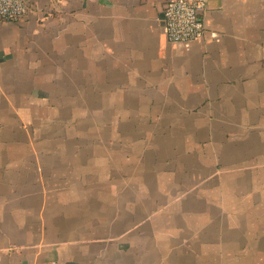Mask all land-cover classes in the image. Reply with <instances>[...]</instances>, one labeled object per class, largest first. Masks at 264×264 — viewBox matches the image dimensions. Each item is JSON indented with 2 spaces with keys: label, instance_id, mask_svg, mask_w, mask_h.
<instances>
[{
  "label": "crops",
  "instance_id": "1",
  "mask_svg": "<svg viewBox=\"0 0 264 264\" xmlns=\"http://www.w3.org/2000/svg\"><path fill=\"white\" fill-rule=\"evenodd\" d=\"M0 19V264H264V0H27Z\"/></svg>",
  "mask_w": 264,
  "mask_h": 264
},
{
  "label": "built area",
  "instance_id": "2",
  "mask_svg": "<svg viewBox=\"0 0 264 264\" xmlns=\"http://www.w3.org/2000/svg\"><path fill=\"white\" fill-rule=\"evenodd\" d=\"M206 0H168L161 19L169 42L184 43L201 38L205 33L203 11ZM31 10L27 0H0V19L18 21Z\"/></svg>",
  "mask_w": 264,
  "mask_h": 264
}]
</instances>
